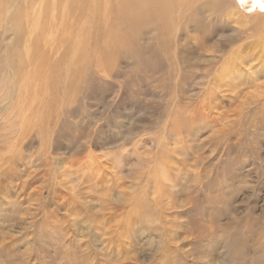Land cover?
I'll return each mask as SVG.
<instances>
[{
	"label": "rangeland",
	"instance_id": "rangeland-1",
	"mask_svg": "<svg viewBox=\"0 0 264 264\" xmlns=\"http://www.w3.org/2000/svg\"><path fill=\"white\" fill-rule=\"evenodd\" d=\"M119 1H1L0 264H264L261 15L234 1L173 0L169 24L133 32L91 20ZM33 10L43 26L30 32ZM231 63L241 69L223 78ZM208 83L217 111L199 103ZM180 118L200 139L181 133L182 153L169 152L175 174L164 182L176 195L159 198L161 212L148 198L152 213L135 211L146 175L137 190L135 166L120 160L136 141L171 137L162 126ZM139 155L159 151L130 163Z\"/></svg>",
	"mask_w": 264,
	"mask_h": 264
},
{
	"label": "bare ground",
	"instance_id": "bare-ground-1",
	"mask_svg": "<svg viewBox=\"0 0 264 264\" xmlns=\"http://www.w3.org/2000/svg\"><path fill=\"white\" fill-rule=\"evenodd\" d=\"M1 1L2 0H0V10L2 8V2ZM22 1H23V4L24 5L26 3L32 2V0H22ZM181 1H185V0H177V2H181ZM210 1L213 4H215V5H217V3H218V5H220L221 3H229L231 1L232 2L234 1V3L237 5V8H238L237 10H241L242 7L243 8H248V7H245V6H249L250 7L249 10H250V12L252 14L246 15V14L243 13V11H240V12L242 14L248 16V17H258L259 15H261L258 20L259 21H262V20L264 21V7H261L260 6V5H264V0H210ZM120 2L123 3V4H125V6H123L121 8H118L117 10H114V11L112 10V12L110 10H106L105 11V8H104V12H102V10H101V11H97L96 14L93 13V14H95V17L97 19L96 18H91V20L92 19L93 20H98L99 19L100 22L105 23L107 25L111 21L114 20L113 21L114 24H117V25L124 24L126 26H129L132 29V31L135 32L136 31V28H137L136 26L138 24L143 25V26H147V27H154L155 25H158V24L164 25V24L171 23L172 22V15L173 14L175 15V17L177 16L179 18V12L176 11V10H174V9H172L173 8V6H172L173 0H146L145 2L143 0H120L118 3H120ZM187 2L190 3V0H187ZM107 11H110V12H107ZM173 11H174V13H173ZM30 12L32 13L33 16L30 17V18L25 17L24 20H26L27 22H29V25H30L29 31L31 32L34 29H36L37 27H39V28L42 27L43 26V23H42V21L39 23L40 20L38 21L37 15H40V11L38 13H36L34 10L33 11H30ZM41 13H42V11H41ZM52 14H54V13H52ZM20 16H22V15H19V18H15V22H18V21H20V20L23 19V18H20ZM112 17H114V19H112ZM60 20H62V17H61ZM15 25H17V24H15ZM245 27L247 29V26H245ZM156 36L157 35H155V37ZM229 43H230V41H226V42L220 44L219 46H217V49L219 50V49H221L223 47H227V46H229ZM260 45H259V48H262V51L261 52L264 55V41ZM172 49L174 50V48H172ZM79 54L80 53H78V55ZM258 58H260V57H258ZM234 65H235V63H231L230 65L227 66V68L225 70L226 75L223 76V78L224 77L227 78L229 75L231 76L232 73L237 72L239 69H241V68L236 69L235 67H231V66H234ZM237 83H239V82H237V81L234 82V80L231 79V81H228L227 80L226 85H228V86H230V87L233 88V87H236V84ZM215 84H217V83H215ZM215 84H210V83L207 84V86L205 88V89H207L206 99L200 100L199 103L202 104V106H203V104H205V100H206V103L208 104V106L210 108H213V110L217 111L216 109L218 107H221V102L223 100H222V98H219V96L217 95L216 89L218 87H216ZM240 91H242V90H240ZM259 92H261V90ZM197 101H199V100H197ZM263 104H264V96H262L261 98H259L256 101V107H258V109H259V112H258L259 115H260L259 118H262L264 116V110H261V107L263 106ZM7 105L10 106L9 103ZM9 108H11V107H9ZM4 111H5L4 114H7L8 113L7 112L8 111L7 108H5ZM255 111H256V109H255ZM246 114H248V113H246ZM4 116H5L4 119H5L6 122H8L9 120H11L7 115H4ZM201 116H203V113H196V116H192L191 119H195L196 120V123H198L199 121H204V119H201ZM56 122H57V120H56ZM239 122H240L239 119L235 123H233V122L230 121V127H229V129H228L227 132L229 133L230 130L234 129ZM175 123H176L175 124V129L174 128L173 129L168 128V123L162 126V132H168L169 131L170 133H173V135L171 137L167 138L165 141H160V142H158L157 144H154V145H153L152 142H146L145 141L144 148H142V149H139L137 147V144H142L143 143V140H140L139 142L136 141L137 143H133L129 148H127V150L124 152V156L120 160L124 164L125 163L127 164V162H129V164H132L133 166H135L134 168L137 171L133 172V169L132 168H129L128 169L129 171H127V172L133 173V176L136 179L135 185H137V187H136L137 190H140V184L141 183L140 182L138 183V181L141 180V176L143 174V171H144V175H146V179L142 180L143 181V183H142L143 191L138 194V197L136 199V203L133 206V209L135 211H139L140 213H144V212L152 213L151 210H150V208H149V206H148V204L144 203V201H143L144 199H147L148 198V199H150L153 202V205H154V208H155L154 211L157 212V210H158V211L161 212V207H160V204H159L160 203L159 198L160 197L162 198L163 196H167V197H169L171 199V198H173L174 195H176V192L173 195L172 192L174 190H171L170 189L172 185L171 184L169 185L168 183L166 184L164 182V181H166V182L171 181L172 182V180H171L172 179V175L174 176V174H175V170L173 169L175 167H173L172 165H166L168 163L167 157H171L172 156V154H169V152H171V153H177L178 155L182 153V152H178L177 151L178 149H181V148H176V146H175V144L176 145L178 144L177 140H182V134H184L186 137L192 138L194 140H199L200 138H199L198 133L200 131V127L193 126L191 124H190L191 126H189V122L185 118H180ZM206 123L207 124H211V123H208V122H206ZM139 125L140 126L142 125V127L143 126H146V122H142V123L140 122ZM247 125L248 124H246V126ZM19 128H21V126ZM210 131H211V133H213V132L216 133V130L213 127L209 130V133H210ZM145 133H146V131H143V134H145ZM209 133L206 134V136L207 135H210ZM42 134H44V133H42ZM62 134H63V132H62ZM178 135L181 136V139H178ZM36 136H38V135H36ZM251 136H252V134H251ZM200 137H202V136H200ZM44 141H46V140H44ZM126 141L127 140H125V142ZM200 142H202V141H200ZM240 142H242V141H240ZM172 143H174V147L173 148H169L168 147V144H172ZM154 148H158L159 155L157 157H154V158L152 157L153 158L152 161H150V159H151L150 156L149 157H145V156H140L139 155L138 156L139 157L138 160H137V158L135 159V161L133 159V162L130 163V159L129 158L131 156H133L134 154H136V152L141 153V154H146L148 152L149 153L152 152V150ZM244 148H246V147L244 146ZM143 149L145 150V152L143 151ZM129 152L130 153H134V154H129ZM166 153H168V154L167 155H164ZM235 156H237V154ZM184 157H185V159L187 158V154L186 153L184 154ZM149 161H150V163H148ZM150 164H151V166H150ZM149 169H150V171L147 172V170H149ZM151 171H153V174L150 173ZM5 176H6V174H5ZM185 180L188 181L187 178H185ZM115 202H118V200L116 199ZM156 203H158V204H156ZM156 205H157V207H156ZM123 227L125 229V226H123ZM165 233H166V231H165ZM233 256H235L237 259L240 260V258H241V245L240 244H239V246H237V248H236ZM251 262L253 263V260ZM245 263H246V261H245ZM239 264H243L241 260H240V263Z\"/></svg>",
	"mask_w": 264,
	"mask_h": 264
},
{
	"label": "snow or ice",
	"instance_id": "snow-or-ice-1",
	"mask_svg": "<svg viewBox=\"0 0 264 264\" xmlns=\"http://www.w3.org/2000/svg\"><path fill=\"white\" fill-rule=\"evenodd\" d=\"M261 7H264V5H260Z\"/></svg>",
	"mask_w": 264,
	"mask_h": 264
}]
</instances>
